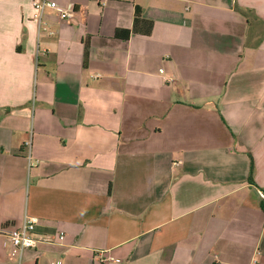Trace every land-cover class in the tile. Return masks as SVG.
<instances>
[{
  "label": "crops",
  "instance_id": "0c3cea01",
  "mask_svg": "<svg viewBox=\"0 0 264 264\" xmlns=\"http://www.w3.org/2000/svg\"><path fill=\"white\" fill-rule=\"evenodd\" d=\"M33 1L0 0V242L27 213L23 264H264V0Z\"/></svg>",
  "mask_w": 264,
  "mask_h": 264
},
{
  "label": "built area",
  "instance_id": "2783aa9c",
  "mask_svg": "<svg viewBox=\"0 0 264 264\" xmlns=\"http://www.w3.org/2000/svg\"><path fill=\"white\" fill-rule=\"evenodd\" d=\"M107 0H101L102 5H106ZM32 6L35 10V17L42 23V19L47 10L55 11L58 16L68 22H73L76 18V6L74 4H70L68 7H62L56 2H51L49 0H34L32 2ZM38 53L40 51L46 52L47 49L40 47L37 48ZM172 72H175L176 69L174 66L171 67ZM161 75L165 78L166 81L173 83L174 78L171 76H167L166 70H160ZM31 141L27 142V150H28V158L30 162V166H34L36 164L33 161L31 154ZM260 197L264 200V191L259 190ZM39 224V219L35 216H31L29 214H25L22 222L18 226H14L7 233L2 234V241L0 242V249L3 248L8 252L9 258L15 262V264H23L24 256L27 250L36 247L39 242L42 241H51L52 237L41 235L37 231V227ZM60 240H64L65 232H59ZM103 258V256H102ZM103 262L105 263H114L118 264V260L115 258H103ZM52 264H59L58 262H53Z\"/></svg>",
  "mask_w": 264,
  "mask_h": 264
},
{
  "label": "trees",
  "instance_id": "16d2710c",
  "mask_svg": "<svg viewBox=\"0 0 264 264\" xmlns=\"http://www.w3.org/2000/svg\"><path fill=\"white\" fill-rule=\"evenodd\" d=\"M153 27H154V23L152 21L141 18V12L138 11L136 19H135L133 31L132 30H118L116 33V37L120 39L128 40L132 33L149 36L151 35L153 31Z\"/></svg>",
  "mask_w": 264,
  "mask_h": 264
}]
</instances>
